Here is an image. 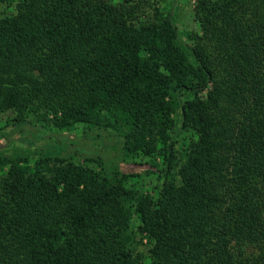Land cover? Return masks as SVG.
<instances>
[{"label":"trees","instance_id":"trees-1","mask_svg":"<svg viewBox=\"0 0 264 264\" xmlns=\"http://www.w3.org/2000/svg\"><path fill=\"white\" fill-rule=\"evenodd\" d=\"M6 1L0 264H264V0Z\"/></svg>","mask_w":264,"mask_h":264},{"label":"rangeland","instance_id":"rangeland-1","mask_svg":"<svg viewBox=\"0 0 264 264\" xmlns=\"http://www.w3.org/2000/svg\"><path fill=\"white\" fill-rule=\"evenodd\" d=\"M194 0H149L148 6L145 5L144 11H142L141 19L146 18H153V14L155 11V7L160 8L163 11H171L173 14V18L177 23V26L180 30L181 38L185 37L187 34H199L201 33V29L199 27L198 22L195 20L194 17ZM13 10V5L11 3L8 4L6 0H0V13H9ZM186 38V37H185ZM10 113H6L0 116V127L3 129L0 131V153H7V154H14L18 153L22 147V143L19 142V138L21 134L18 131L9 132L10 127H6V121L10 117ZM177 129L175 126L174 130ZM82 128L78 127L77 132H81ZM67 133V132H63ZM64 135V134H63ZM114 142H119V138L116 137L115 134H110ZM186 135L184 133H180L177 136V141L179 143H183ZM76 141L80 143L86 142V140L81 139L80 136L75 137ZM91 147L92 149H85L83 147L76 148L80 153H93V154H100L104 152L106 147L103 141L102 136L100 135V131L94 129V135L91 137ZM88 144V142H87ZM86 148H89L88 146ZM112 149V148H109ZM22 151V150H21ZM132 161H139L138 159H133ZM134 169H138L140 166L137 164L133 165ZM155 184V179L153 176H145L144 173L140 176L130 177L128 179V185H134L135 188L151 192L153 186ZM133 222H137V219L134 218ZM135 232V227H134ZM137 235V234H136ZM136 236V239H138ZM139 252H146V247L143 245H138ZM145 259V258H143ZM145 262V261H144Z\"/></svg>","mask_w":264,"mask_h":264}]
</instances>
